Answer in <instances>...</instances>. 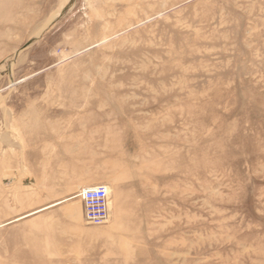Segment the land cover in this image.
Returning <instances> with one entry per match:
<instances>
[{
    "label": "rangeland",
    "instance_id": "rangeland-1",
    "mask_svg": "<svg viewBox=\"0 0 264 264\" xmlns=\"http://www.w3.org/2000/svg\"><path fill=\"white\" fill-rule=\"evenodd\" d=\"M0 264H264V0H0Z\"/></svg>",
    "mask_w": 264,
    "mask_h": 264
},
{
    "label": "built area",
    "instance_id": "built-area-1",
    "mask_svg": "<svg viewBox=\"0 0 264 264\" xmlns=\"http://www.w3.org/2000/svg\"><path fill=\"white\" fill-rule=\"evenodd\" d=\"M83 206L84 219L94 226H101L109 219L108 193L104 185L81 189L77 194Z\"/></svg>",
    "mask_w": 264,
    "mask_h": 264
},
{
    "label": "crops",
    "instance_id": "crops-1",
    "mask_svg": "<svg viewBox=\"0 0 264 264\" xmlns=\"http://www.w3.org/2000/svg\"><path fill=\"white\" fill-rule=\"evenodd\" d=\"M48 177H51L50 174ZM51 179V178H50ZM87 179L83 177H78L74 182L71 183V186L68 187L70 190H81V188L86 187L87 185ZM94 186V185H93ZM52 188V187H51ZM51 188H48L51 190ZM52 189L57 190V189H62L61 187H56L54 186Z\"/></svg>",
    "mask_w": 264,
    "mask_h": 264
},
{
    "label": "bare ground",
    "instance_id": "bare-ground-1",
    "mask_svg": "<svg viewBox=\"0 0 264 264\" xmlns=\"http://www.w3.org/2000/svg\"><path fill=\"white\" fill-rule=\"evenodd\" d=\"M66 3V2H65ZM60 8H62V3H61V6L59 7V9ZM58 9V10H59ZM50 20V19H49ZM106 187V186H105ZM84 188H86V187H84ZM81 189H83V188H81ZM106 189H107V193H108V208H109V213H110V216L112 215V204H111V202L109 201V199H110V194H111V190H110V188L109 187H106ZM62 202V201H61ZM60 202H58V203H56V204H59ZM41 210H43V209H40V211Z\"/></svg>",
    "mask_w": 264,
    "mask_h": 264
}]
</instances>
